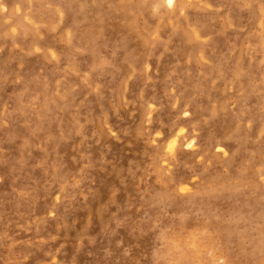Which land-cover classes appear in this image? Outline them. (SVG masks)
I'll list each match as a JSON object with an SVG mask.
<instances>
[{
  "label": "rangeland",
  "instance_id": "1",
  "mask_svg": "<svg viewBox=\"0 0 264 264\" xmlns=\"http://www.w3.org/2000/svg\"><path fill=\"white\" fill-rule=\"evenodd\" d=\"M67 1L0 0V78L5 77L0 82V100L24 87L20 81L23 74L32 79L39 73L49 75L65 69L58 59L59 51L66 47L68 31L72 34L69 47L74 51L68 52L67 58L78 63L89 59L90 45L84 38L97 18L82 22L76 13L65 17ZM99 14L101 38L98 35L97 46L102 59L111 58L126 39L129 50H135L138 58L137 72L132 68L124 71L123 78L115 75L106 82L108 88L129 93L128 98L143 92L145 100L141 107L133 99L127 113L117 117V126L131 131V136H123L120 143L111 145L119 138L117 130L95 122L86 125L87 132L96 136L103 131L111 146L101 166L140 162V171L130 182L134 191L128 196L129 203H140L149 192L164 190L175 199L160 201L154 208L132 205L129 219L115 228L118 233L111 245L116 254L108 264H176L173 254L179 247L161 236L184 225L213 237L214 264H264V155L249 169L252 185L242 189L247 196L243 195L244 203L237 195L239 187L233 184L245 176L244 154L248 158L260 147L264 149V91L257 89L263 74L258 73L255 62L259 61L264 70V49H251L252 39L263 33L261 8L252 0L225 5L217 0H175L172 7L167 0H103ZM199 22L204 28L197 33L193 29ZM214 42L218 43L216 49ZM210 60L217 69L207 82L201 75L213 70ZM99 68L93 76L102 83L103 67ZM246 70L250 72L247 78L244 74L248 71L241 73ZM63 75L67 83L74 77L69 71ZM155 95L167 102L164 117L174 112L171 119L181 126L175 147L167 144L160 148L162 142L166 143L165 134L153 130L158 106L149 101ZM193 106L199 111L196 117L190 109ZM135 113H140L138 123L129 116ZM203 134L210 149L202 144ZM241 134L245 135L246 146L230 174L226 160L232 146L226 143ZM90 171L92 175L81 174L77 181V185L87 183L88 193L99 188L94 168ZM202 171H208L207 175L203 177ZM3 182L0 177L1 189ZM118 193L111 207L115 212L123 207L124 190L118 187ZM42 217L56 222L57 214L49 211ZM96 221L93 218L73 231H82L87 225L93 231ZM8 225L7 220L1 230L6 231ZM92 231L86 233L97 235ZM142 239L146 243L138 251ZM161 244L164 251L160 247L153 250ZM23 258L20 251L17 259Z\"/></svg>",
  "mask_w": 264,
  "mask_h": 264
},
{
  "label": "bare ground",
  "instance_id": "2",
  "mask_svg": "<svg viewBox=\"0 0 264 264\" xmlns=\"http://www.w3.org/2000/svg\"><path fill=\"white\" fill-rule=\"evenodd\" d=\"M217 1L225 5L234 0ZM102 2L72 0L69 3L68 0L65 3V17L76 13L82 22L89 17L97 18L84 38L91 51L86 62L78 63L73 58H67L68 52L74 51L69 47L72 34L68 31L66 47L59 51L58 59L65 69L49 75L39 73L32 79L23 74L20 81L24 87L17 93L9 92L0 100V120H3V127L0 126V177L4 179L3 188H0V264H108L111 256L116 254L111 245L112 237L118 233V228H115L129 219L132 205L154 208L160 201L171 199V202H175L172 195L164 190L149 192L140 203H129L128 196L134 191L130 182L138 175L140 162L128 160L121 166L109 163L101 166V159L109 157L111 146L106 142L103 131L96 136L87 132L86 125L95 122L98 126L117 130L119 138L111 145L120 143L123 136H131V131L123 125L117 126V117L127 113L133 99H137L141 107L145 100L143 92L133 95L135 98H128L129 93L122 94L108 88L106 82L115 75L123 78L124 71L132 68L134 73L137 72L138 58L135 50H129V40L126 39L118 44L111 58L102 59L100 45L97 46L101 38L98 33L100 14L96 15ZM252 2L262 10L263 33L260 38L252 39L251 49H264V4L262 0ZM174 4L175 0L172 6ZM203 28L204 24L199 22L193 30L198 33ZM217 46L218 43L214 42L213 49ZM236 49L234 46L233 50ZM255 62L258 73L263 74L257 89L264 91V70L259 61ZM209 64L213 70L201 75L207 82L213 79L217 69L214 60H210ZM101 66L104 80L97 83L93 74ZM66 71L74 75L68 83L63 77ZM241 73H246L245 78L250 74L249 70ZM237 75L241 78V75ZM3 78H0V82L4 81ZM149 102L158 106L153 130L165 134L166 143L162 142L160 148L167 144L175 147L181 126L172 121L174 112L167 119L164 117L168 105L160 95L151 97ZM190 109L196 117L199 111L194 106ZM246 113L250 115L251 110L247 108ZM129 116L135 123L140 121V113ZM202 137L203 146L210 149L205 135ZM226 144L232 146L226 160L231 174L243 155L245 135L241 134L239 139L230 138ZM262 155L264 149L260 147L252 156H243L247 159L245 176L233 183L239 187L237 195L243 203V195L247 199L243 190L252 185L249 169ZM92 168L96 172L99 188L88 193L87 183L77 185V181L81 174L92 175ZM262 170L264 172V166ZM207 173L202 171L203 177ZM172 181L176 183L174 179ZM118 187L124 190L121 198L123 207L120 212H115L111 207L119 196ZM49 211L57 214L56 222H48L42 217ZM93 218L97 220L93 231L89 230L92 227L89 225L82 231H73L88 221L91 223ZM7 220L9 225L6 231H2L1 225ZM94 230L97 235L86 233ZM200 233L184 225L178 231L168 230L161 237L179 247V252L173 254L176 264H214L216 254L211 253L213 237ZM142 240L138 251L146 243ZM156 247L164 251V244L154 246L153 250ZM20 251L24 253V258L19 261L17 257Z\"/></svg>",
  "mask_w": 264,
  "mask_h": 264
},
{
  "label": "snow or ice",
  "instance_id": "3",
  "mask_svg": "<svg viewBox=\"0 0 264 264\" xmlns=\"http://www.w3.org/2000/svg\"><path fill=\"white\" fill-rule=\"evenodd\" d=\"M174 0H167L168 7H172Z\"/></svg>",
  "mask_w": 264,
  "mask_h": 264
}]
</instances>
